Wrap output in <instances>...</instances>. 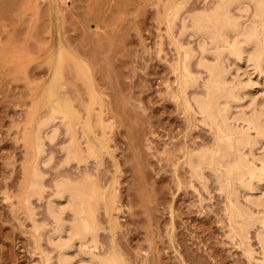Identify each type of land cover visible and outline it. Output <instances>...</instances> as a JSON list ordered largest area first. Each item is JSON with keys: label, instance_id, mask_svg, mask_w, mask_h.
I'll list each match as a JSON object with an SVG mask.
<instances>
[{"label": "rangeland", "instance_id": "rangeland-1", "mask_svg": "<svg viewBox=\"0 0 264 264\" xmlns=\"http://www.w3.org/2000/svg\"><path fill=\"white\" fill-rule=\"evenodd\" d=\"M212 1L0 0V264H46L47 253L56 254L46 234L51 225L40 240L33 236L36 222L28 217L24 195L34 133L51 111L46 92L59 55L67 57L61 75L67 96L85 116L91 107V122L100 126L93 125L94 133L110 143L108 151L98 146V160L89 164L118 193L121 205L113 210L114 233L109 227L100 232L102 245L107 248L114 238L129 264H260L231 239L226 196L216 188V176L209 172L205 186L192 177L183 154L194 143L213 144L214 132L173 98L178 57L173 41L181 35L185 12ZM174 3H186V11L170 34L166 15ZM190 33L184 44L199 50L198 36ZM77 58L85 65L84 77ZM193 63L195 71L201 69ZM64 137L46 142L50 160L42 168L48 184L57 175ZM45 198L42 204L34 198L37 223H47ZM100 213L107 226L105 211Z\"/></svg>", "mask_w": 264, "mask_h": 264}, {"label": "bare ground", "instance_id": "bare-ground-1", "mask_svg": "<svg viewBox=\"0 0 264 264\" xmlns=\"http://www.w3.org/2000/svg\"><path fill=\"white\" fill-rule=\"evenodd\" d=\"M212 3L202 10L185 12L182 18L186 3H174L166 15L170 34L178 19H182L181 35L173 41L178 52L174 66L177 88L173 89V98L180 100L186 112H193L214 132L213 144L201 142L194 147V143L183 154L192 177L205 186L211 180L209 172L210 176H216V188L226 196L228 234L243 246L250 261L256 258L264 264V0H213ZM189 32L198 36L199 50L187 42L184 44L182 38ZM66 58L59 55L53 59V75L46 92L51 111L38 123L33 138L35 157L28 170L24 195L28 217L31 215L36 222L33 236L38 241L47 234L49 244H53L51 248L56 254H45L46 264H51L54 258L55 264H129L114 238L107 248L100 239L103 229L109 227L114 233L117 221L113 210L120 209L121 205H117L118 193L105 187L89 164L98 160V146L108 151L110 143L105 135L100 139L94 133L96 122H91V107H87L85 116L75 107L73 98L67 96V88L64 90L67 86L61 80ZM75 60L77 71H82L84 74H80L84 77V63L78 58ZM192 62H197L201 69L195 71ZM87 82L85 79V86H89ZM94 91L91 88L93 102ZM62 133L65 136L59 146L62 159L55 166L57 175L48 184L42 168L50 160L45 159L46 142L55 141ZM73 167L76 174L70 171ZM34 198L40 204L46 199L45 224L37 223L41 220H36L38 209ZM102 208L107 226L100 220ZM46 224L51 225L49 235L43 234L44 230L48 232ZM253 235L259 257L253 247Z\"/></svg>", "mask_w": 264, "mask_h": 264}]
</instances>
